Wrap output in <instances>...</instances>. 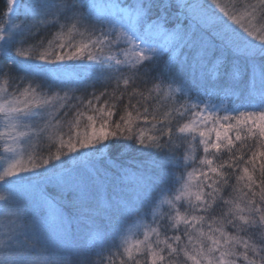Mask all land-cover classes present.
Wrapping results in <instances>:
<instances>
[{
  "label": "snow or ice",
  "instance_id": "snow-or-ice-1",
  "mask_svg": "<svg viewBox=\"0 0 264 264\" xmlns=\"http://www.w3.org/2000/svg\"><path fill=\"white\" fill-rule=\"evenodd\" d=\"M2 2L0 264H264V0Z\"/></svg>",
  "mask_w": 264,
  "mask_h": 264
},
{
  "label": "trees",
  "instance_id": "trees-1",
  "mask_svg": "<svg viewBox=\"0 0 264 264\" xmlns=\"http://www.w3.org/2000/svg\"><path fill=\"white\" fill-rule=\"evenodd\" d=\"M103 0H101L102 2ZM4 8V3L2 2V0H0V9H3ZM99 87V86H98ZM90 91V90H89ZM81 94V93H78V95ZM221 115H223V113H221ZM172 233H169V235H171Z\"/></svg>",
  "mask_w": 264,
  "mask_h": 264
},
{
  "label": "rangeland",
  "instance_id": "rangeland-1",
  "mask_svg": "<svg viewBox=\"0 0 264 264\" xmlns=\"http://www.w3.org/2000/svg\"><path fill=\"white\" fill-rule=\"evenodd\" d=\"M103 2V1H102Z\"/></svg>",
  "mask_w": 264,
  "mask_h": 264
}]
</instances>
